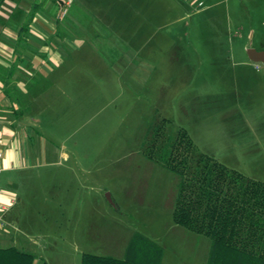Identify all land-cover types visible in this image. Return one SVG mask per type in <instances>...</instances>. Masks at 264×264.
I'll return each mask as SVG.
<instances>
[{
    "label": "rangeland",
    "instance_id": "374dc122",
    "mask_svg": "<svg viewBox=\"0 0 264 264\" xmlns=\"http://www.w3.org/2000/svg\"><path fill=\"white\" fill-rule=\"evenodd\" d=\"M71 2L67 36L84 54L70 46L67 86L22 88L39 134L32 166L1 175L16 226L0 248L81 264L123 258L139 232L165 264H206L210 239L173 222L176 179L159 157L185 130L194 150L264 183V64L248 55L264 52V0Z\"/></svg>",
    "mask_w": 264,
    "mask_h": 264
},
{
    "label": "trees",
    "instance_id": "16d2710c",
    "mask_svg": "<svg viewBox=\"0 0 264 264\" xmlns=\"http://www.w3.org/2000/svg\"><path fill=\"white\" fill-rule=\"evenodd\" d=\"M159 161L176 179L169 203L173 222L210 239L206 264H264L263 182L194 150L185 130L161 150ZM163 257L161 245L135 232L123 258L84 254L81 264H165ZM35 260L34 254L16 247L0 248V264Z\"/></svg>",
    "mask_w": 264,
    "mask_h": 264
},
{
    "label": "crops",
    "instance_id": "0c3cea01",
    "mask_svg": "<svg viewBox=\"0 0 264 264\" xmlns=\"http://www.w3.org/2000/svg\"><path fill=\"white\" fill-rule=\"evenodd\" d=\"M208 1L215 8L224 0ZM185 2L196 12L204 8V0ZM71 5V0H0V179L3 173L32 166L29 153L39 132L28 119L32 98L22 88L42 79L51 86H67L70 46L84 54L67 36L72 21L65 12ZM0 191V203H8V191L1 186ZM15 224L14 219L8 222L9 227Z\"/></svg>",
    "mask_w": 264,
    "mask_h": 264
},
{
    "label": "built area",
    "instance_id": "2783aa9c",
    "mask_svg": "<svg viewBox=\"0 0 264 264\" xmlns=\"http://www.w3.org/2000/svg\"><path fill=\"white\" fill-rule=\"evenodd\" d=\"M188 1V0H186ZM68 5H70V2H68ZM203 4L200 3L199 7H202ZM2 157V154L0 153V158ZM1 172V169H0ZM1 193V191H0ZM14 204L13 199H11L8 203H0V230H6L8 228V222L6 221V215L10 211V207Z\"/></svg>",
    "mask_w": 264,
    "mask_h": 264
},
{
    "label": "water",
    "instance_id": "95a60500",
    "mask_svg": "<svg viewBox=\"0 0 264 264\" xmlns=\"http://www.w3.org/2000/svg\"><path fill=\"white\" fill-rule=\"evenodd\" d=\"M248 55L251 61L264 64V52H256L255 50H248Z\"/></svg>",
    "mask_w": 264,
    "mask_h": 264
}]
</instances>
